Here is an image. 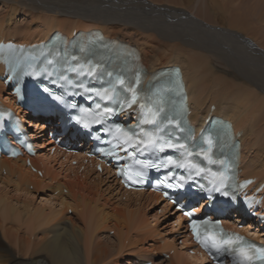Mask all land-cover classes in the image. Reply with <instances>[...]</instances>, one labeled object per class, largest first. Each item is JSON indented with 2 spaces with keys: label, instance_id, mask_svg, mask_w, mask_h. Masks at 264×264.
<instances>
[{
  "label": "bare ground",
  "instance_id": "6f19581e",
  "mask_svg": "<svg viewBox=\"0 0 264 264\" xmlns=\"http://www.w3.org/2000/svg\"><path fill=\"white\" fill-rule=\"evenodd\" d=\"M158 1L0 0V38L32 42L57 30L100 29L135 46L150 72L179 66L192 121H231L241 133L242 176L263 181L264 0ZM28 126L39 149L30 162L43 176L21 158H0V264H207L187 252V238L179 246L172 236L182 224L166 203L151 215L158 194L124 190L121 201L108 187L106 196L107 170L79 173L68 156L57 162L61 155L47 154L39 133L42 122ZM163 253L169 260H154Z\"/></svg>",
  "mask_w": 264,
  "mask_h": 264
},
{
  "label": "snow or ice",
  "instance_id": "6c2138e0",
  "mask_svg": "<svg viewBox=\"0 0 264 264\" xmlns=\"http://www.w3.org/2000/svg\"><path fill=\"white\" fill-rule=\"evenodd\" d=\"M77 57H71V60L68 62L67 71L76 73L78 76H92L95 74L99 65H92L91 63L85 65L82 63H75L73 61H77ZM49 64L52 61L48 62ZM43 71H47L44 69ZM40 74V73H34ZM48 75H52L51 72H48ZM61 80L71 84L72 81L69 77L61 75ZM117 83L124 89L125 92L131 93L130 98L121 99L120 95L117 93L116 85L113 84L109 88L103 89H91L86 88L85 92L92 93L95 96L99 97L100 100L110 101L114 107L103 106L101 111V104H96L97 111L95 113H89L94 116L93 122L96 124H103L105 120L112 115H116L119 112H123L126 109H131L133 105L139 103V95L136 92V89L133 87H129L125 85V81L123 79H118ZM139 83V80H137ZM82 86V85H81ZM177 87H179L177 85ZM45 92H48V89H44ZM51 95V93H49ZM56 101L64 103L63 97L54 96ZM141 109H144L145 104H139ZM70 107L76 108L75 104H71ZM88 111V110H82ZM165 111L164 102L159 101L154 108H148V116L140 121V124L150 123L153 125L159 124L161 127L157 128V131H160L162 126L167 124L171 126H175L180 129V131H184L185 129L181 127L180 121L174 117L161 116V113ZM4 117V113H0V123H2ZM77 124H83L84 128H88L89 124L84 123L82 119L77 116L76 121ZM106 131L115 139L118 144L117 146H127L125 147V151L127 148H132L134 151H147L149 146H152L154 149H158L159 152H164L165 149H177L181 151V155L187 158L185 159H175L172 156H168L166 161L161 162L160 164H148L145 161L137 160L136 163L140 165L141 168L148 167H156L159 168H183L190 170L189 175L191 176V170L195 171V175L199 176L201 173H204L206 170L202 167H198L195 163H193L191 157L193 155L204 156L209 160L210 163H217V161L212 160L211 157L208 156V152L211 151L214 141L211 137H208L207 144L208 149L205 150L201 148L198 152H193L188 149L185 144L174 143L172 140H166L162 143H158L159 137L149 136L147 140L141 139L140 134L132 131H127L119 126L115 127L114 131L112 129H106ZM143 131V129H141ZM145 135H147L145 133ZM122 142V143H120ZM31 150V149H30ZM119 175L125 178V181L131 182L133 184L136 183H144L142 172L136 171L133 172L131 170H121ZM168 179L176 180L175 184H168L169 187H183L187 178L184 176L176 177L175 173H173L170 177H167L165 181H160L159 183H167ZM201 188L203 186L201 185ZM219 190V189H217ZM224 195H228L227 192L223 193ZM167 196V193H165ZM185 215L192 217L191 212H185ZM189 227L196 238L197 242L206 249L210 255H213L215 259L217 255H221L227 253L232 256L234 259H239L240 264H264V241H261L260 245H256L251 243L250 241L244 239L243 237L235 234V233H226L219 227V222H214L209 219H190Z\"/></svg>",
  "mask_w": 264,
  "mask_h": 264
},
{
  "label": "rangeland",
  "instance_id": "374dc122",
  "mask_svg": "<svg viewBox=\"0 0 264 264\" xmlns=\"http://www.w3.org/2000/svg\"><path fill=\"white\" fill-rule=\"evenodd\" d=\"M158 3H164V1L163 0H160V1H158ZM21 20V18L20 19H17V21H20ZM215 63H217V61L215 62ZM225 68H227L226 66H225ZM26 120H30L29 118H27ZM30 122H32V121H27L26 122V125L28 126L29 124H30ZM28 127H30V126H28ZM35 129V127H33L31 130H30V132L31 133H33V130ZM37 133H38V131H37ZM39 133H42V132H39ZM42 137H44V135L42 134ZM47 142V141H46ZM57 162H59L58 160H56ZM58 164V163H57ZM57 164H55L54 166L55 167H57ZM4 175V174H3ZM101 176H102V179H104V184H103V186H102V188H101V190L103 191L104 189L106 190V188H108V187H112V189H111V192L110 193H113L114 194V192H115V194H116V196L119 198V200L121 199V201H125V199H124V195L123 196H121V197H119V195H121V189L119 188V186H118V184L114 181V179H113V177L112 176H110V175H108V174H101ZM31 190V189H30ZM103 191V193L106 195V196H108L109 195V192L107 193L106 191ZM65 191V190H64ZM118 191V192H117ZM108 194V195H107ZM105 196V197H106ZM38 200L39 199H35V203H37L38 202ZM162 204H158L157 205V207H156V209L155 210H153V212H151V215L152 214H154L155 212L157 213V215H161V210H160V206H161ZM69 211V210H68ZM68 215H72L73 217H75L74 216V214H73V212L71 213V212H68L67 213ZM172 219H173V216L171 215L170 216V223L172 224L173 223V221H172ZM174 224V223H173ZM175 232H173V234H174ZM103 234L105 235V234H107L106 232H103ZM102 234V235H103ZM103 235V236H104ZM110 236H113L111 233L109 234ZM6 245V244H5ZM181 246V245H180ZM7 256H14V253H13V249H11L10 250V248H9V251H7ZM162 259H165V260H169V258L168 257H164L163 256V254H161V256H156L155 258H154V260H159V261H161Z\"/></svg>",
  "mask_w": 264,
  "mask_h": 264
}]
</instances>
